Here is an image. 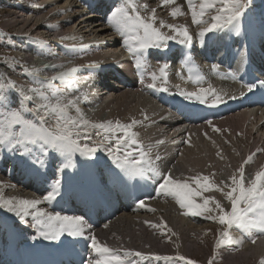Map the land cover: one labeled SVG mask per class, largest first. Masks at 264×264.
<instances>
[{
    "label": "bare ground",
    "instance_id": "1",
    "mask_svg": "<svg viewBox=\"0 0 264 264\" xmlns=\"http://www.w3.org/2000/svg\"><path fill=\"white\" fill-rule=\"evenodd\" d=\"M50 1L15 0V4L17 5L14 8L18 11L16 14L19 15L14 16L16 20L11 24L16 27L17 32L29 35V37H25L26 39H30L27 42L28 44L33 40L38 41L40 38L45 41L43 44H38L40 47H36L39 52L42 48L45 52H38V60H33L34 65L38 63V65L34 66L37 69V76H33L36 81H43L64 70V68L60 67L53 68V65L76 66L78 68V72L74 77L76 83L71 84L65 91L69 97H72V95L76 96L72 98L79 97L78 105L83 104L87 108L83 113L89 120L101 122L119 119L127 123L131 118L143 120V114H146L149 119L144 121L143 125H138L135 130L139 133L140 139L145 145H153L150 155L155 165L162 172L170 171L173 178L183 181L186 178L202 174L211 176L212 180L217 184L222 180L230 183L228 178L252 153H255L253 160L245 165L246 181L250 180V178L252 179L255 172L264 166V151H257V149H264V109H254L250 108L251 106H242L234 109L229 107L231 99L227 97H225L226 102L223 103H228L227 106L220 104L215 107H210L208 104H200L195 99L186 100L183 96L179 95V91L192 92L196 91L199 87H187L189 83L186 81V77H189V73H186L185 78H181V88L172 87L170 84L178 81V78L172 75V72L176 71L174 68H169L170 74H167L166 83L162 84L158 79L155 82L157 84L156 89L148 88L147 85L153 83L152 74L156 73L159 77L158 69L162 66L163 62V54H159L161 49H148L140 57L147 62L146 66L141 69L136 67L135 59L132 55L124 54L127 51L122 52V55H119L118 52L119 56L117 55L116 49L123 43L124 37L114 30L111 24L106 25L110 17L106 14L115 3L122 6L124 0H87L84 1L85 3L83 2V5L80 4L82 0H78L79 5L83 6V13L85 10H88L87 12L85 11V16L87 17L85 19H79L83 13L77 17L78 11L75 13L77 8L71 0L49 3ZM58 2H61V5ZM136 2L137 4L146 3L148 5V11H145L143 8L140 9L141 15L145 17L151 9H156V27H159V21L161 20L169 24L187 25L189 29L196 26L191 22V15L188 12L186 0H175V4L165 6H161L160 0H136ZM194 2L198 3V0H194ZM251 2L253 4V17L256 22L246 15H244L241 21L242 28L245 27V31L248 28L250 33L255 29L252 25H264V0H251ZM23 3L29 4V7L23 6ZM96 5H98L97 8ZM173 7H180L185 14L173 19L169 15ZM72 18L79 20L77 22L72 20L70 22ZM70 23L71 26H68ZM103 25L107 29L96 28ZM75 30L79 32L85 31V33L83 32L85 35H82L85 39L90 38L93 34H98L99 36L97 37L105 35L107 36L106 41L104 39L105 42L103 44H98L96 41L87 39L90 40V44L84 43L85 46L82 43L87 41H83V39L81 42L78 38L80 34H76ZM161 31L171 34L167 28H163ZM228 34L230 35L227 32L225 37L221 35L218 41L212 44L213 54L219 59L224 54L225 42L230 41V38L227 36ZM240 35L244 37L242 32H240ZM257 35L255 33L251 36L256 37ZM61 37L70 38L61 40ZM80 39L82 38L80 37ZM63 42L71 45L66 46ZM260 42L261 39L259 38L256 45H253L250 59L251 69L254 68L256 71L264 70V62L259 57V50L264 53V47L262 48ZM80 43L82 47H77ZM35 45L36 43L34 42L33 48H35ZM33 48L31 49L33 50ZM118 49L121 50V48ZM167 50L171 51L167 53L166 57L170 61V67L174 59L175 64H177L176 59H179V63H182L184 57H181V50L184 52V47L180 44L171 43ZM240 50H242L241 47L233 50V52L237 51L234 62H239ZM22 53L25 57L26 52ZM150 56L153 59L154 56H158L159 59L151 64L149 61ZM33 61L30 63H33ZM141 73L143 74L142 78ZM199 74L206 75L209 78L207 85L200 87L207 88L211 85L216 89L220 88L218 90H223L229 96H234L235 92H232L230 88L237 87L236 83L221 82L219 78L212 79V74L202 69H199ZM255 74L262 75L256 72ZM54 82L63 83L60 81ZM220 83L221 85H219ZM98 86L102 87V89L99 88L98 90ZM160 87H166L167 91H159ZM28 94L34 95L32 93ZM81 102L84 103L81 104ZM184 102L192 107L186 106V104H183ZM221 105L224 107L222 113L216 114V109ZM34 107V102L28 101L26 108L30 109V116H32V113L38 116L32 111ZM204 115H207L208 118H222V121L218 123L212 122L214 126L218 125L217 128L221 131L213 132L204 122ZM254 130L255 132H253ZM227 133H229V136H227ZM212 134L213 137L211 136ZM209 136L212 137V140H204L205 137L208 138ZM158 140L163 141V143L156 144ZM185 141H189V143H185ZM217 152L220 153V157H223V159L217 156ZM157 155L160 157L159 160L156 159ZM4 159L5 157L2 156L0 151V175H3L0 176V182L4 184L3 192L5 197L16 196L32 199L42 198L43 195H46L44 191H41L37 195L24 192L26 187L20 182H16L19 185L14 184L17 185V188L19 186L23 190L20 189L18 191L16 187H13L14 184L12 185L11 181L7 180L8 176L9 174L14 176L16 168L22 170L23 166L20 167L19 164L13 162V168L12 165L7 168L4 164ZM93 159H97V157H91L90 162ZM90 162L87 165L74 162L75 167H69L64 170L62 172L63 176L60 177L62 183L57 198L50 204L44 203L39 207L45 208L48 211L61 212L63 215L83 216L91 224V231L96 234L98 240L101 243H106L109 247H123L144 253L153 252L163 256V253L169 249V245L174 244L179 249H182L181 252H185L184 248L186 247L183 248L182 244H184L188 231L190 232L191 230L198 237L200 236L199 231H201V226L199 225L202 223H206L204 225H207L208 222L212 221L206 220L201 216L182 215L184 210L179 208L174 199L163 195L157 196L155 189L158 187V184L151 172H145L143 177L137 176L132 179L134 184L132 195L135 198L126 196L123 192L116 194L111 190L109 195L105 197L100 209L96 211V209H93V205L88 202V189L90 188L91 181L95 183L99 181L100 175L105 174L104 169L106 168L97 164L90 165ZM81 164L83 165L82 167ZM93 169H95V173H93ZM117 173L119 175L115 174L116 177H123L120 169ZM236 174L237 176L239 175V173ZM29 177V174L25 173L22 179L26 182V179L28 178L29 180ZM46 180L42 179L40 182L43 183ZM188 182L191 184L190 180ZM98 185V192L102 193L110 187V182L103 181L101 184L98 182ZM41 186H47V184H41ZM192 187H195V185L192 184ZM90 192L92 193L93 190H90ZM203 196H213L221 201L222 205L227 206L226 200L219 192H204ZM71 197L75 200L74 204L70 201ZM196 199L197 202H201L199 197ZM116 200H118V204H116ZM139 200H144L146 206L143 208L138 207ZM70 206L71 208H68ZM149 208L155 209V211H149ZM90 211L96 213L97 216L95 218L89 217ZM199 218L202 221L198 226H190V224L195 223V220ZM161 219L176 235L167 232V229L164 230L165 234L161 235L159 229L151 227L152 224H159ZM146 221L148 223H145ZM0 222V252L2 253H4V247L5 249L9 248L8 238H11L10 246L12 247H17L25 241H30V243H36L37 245L41 243L49 245V241H51L45 240L40 236L38 226L31 215L21 219L14 213L9 212L7 214L0 212ZM105 224L108 225L107 228L104 227ZM130 228L139 230V238L137 240L128 237L127 231ZM230 231L235 239L243 241L238 246L242 250L241 254H243L240 258L244 257L247 260L250 255L256 257V259L264 257V236L257 235L256 243L253 244L246 234L241 233L235 227ZM85 236H87V233H85ZM57 240H61V242L57 245H52L54 250L56 248L59 252L65 250L73 252L72 257L69 259L70 264H87L91 250L88 247L89 241L85 237L62 235ZM235 245L236 243L226 246V248H235ZM135 259L138 260V258ZM139 264L164 263H162V260H152L140 261Z\"/></svg>",
    "mask_w": 264,
    "mask_h": 264
},
{
    "label": "snow or ice",
    "instance_id": "2",
    "mask_svg": "<svg viewBox=\"0 0 264 264\" xmlns=\"http://www.w3.org/2000/svg\"><path fill=\"white\" fill-rule=\"evenodd\" d=\"M160 3L161 6L173 5L175 0H160ZM186 3L191 15V22L199 29L195 35L201 43L204 42L207 33L214 31L229 29L237 35L240 34L241 21L248 7V0H198V3L194 0H186ZM141 8L148 11L146 3L137 4L136 0H124V4L115 9L108 19L109 24L124 37V47L135 59L138 69L146 66L147 62L140 57L150 48H163L170 40H177L179 44L186 47L192 46L193 35L187 25L169 24L161 20L159 27H156V9H151L145 17L141 15ZM184 14L180 7H173L169 12L173 19ZM163 28L169 29L171 34L161 31ZM69 38L61 37L60 39ZM246 63V54H242L237 71H240ZM183 66L189 73V80L195 83H200L203 80L202 75L199 74V69L190 62V56L187 53L184 56ZM52 67H60L64 70L43 81L37 80L36 83L40 85V88H29L27 92L24 88H19L24 101L34 102L35 107L32 111L39 116V124L25 119L20 110L0 113V116L3 117L0 119V140L10 151L19 153L22 165L37 172L46 166V159L42 157L56 153L64 159L57 165L58 175L53 178L49 185L50 190H47V194L43 195L42 198L5 197L4 184L0 182V208L14 213L21 219L31 215L38 226L40 236L45 240H57L62 235L85 237L89 241L88 247L91 250L87 264H139L140 261L152 260H177L185 261V264H195L194 261L179 253L172 257L161 256L156 253H144L123 247H109L106 243H101L98 240L96 234L91 231V224L83 216L63 215L61 212L48 211L39 207L44 203L50 204L57 198L62 183L59 174L66 168L75 167L73 157L76 154L90 159L98 151H106L112 162L120 169V173L128 179L137 176L143 177L145 172H151L157 180L158 187L155 189L157 196L163 195L174 199L179 208L184 210L182 215L201 216L224 226L223 231L217 233L214 256L216 251L222 247L243 242L231 235L230 230L233 227L246 234L253 244L256 243L257 235L264 236V166L255 172L252 179L247 181L245 179V165L253 160L255 153L250 154L228 178L230 183L222 180L217 184L211 176L202 174L186 178L183 181L173 178L170 171L162 172L155 165L150 155L153 145H145L135 130L138 125H143L144 121L149 119L146 114H143V120L131 118L127 123L119 119L101 122L91 121L78 106L79 97L69 99L67 98L68 93L65 91L66 87L76 83L74 77L78 68L76 66L65 67L64 65H53ZM166 68L167 65L159 67V77L156 73L152 74L153 83L148 84V88L156 89L157 84L155 82L158 79L162 84L167 82ZM217 68V65H212L213 71H216ZM24 72L26 74L36 73L37 69L25 68ZM227 75L231 76L233 80L237 79L235 73H228ZM142 77L143 74L141 73ZM53 81L63 82L65 88L56 87ZM259 85L264 87V80H260ZM256 86L255 83L243 85L248 92H252ZM11 87L15 88L16 85L12 84ZM159 91H167V88L160 87ZM179 95L186 100L195 99L200 104H208L210 107L225 103V97L228 99L236 98L211 85L207 88L199 87L192 92L180 90ZM241 95H244V92H241ZM21 108H23V104ZM73 113L75 114L73 115ZM49 120L52 123L45 127ZM206 124L214 132L221 131L213 125L211 120H207ZM14 126H19V132L15 131ZM93 134L98 138L95 141H93ZM81 137H83V142H81ZM89 141L92 142L89 143ZM161 143L163 141H156V144ZM185 143H189V141H185ZM29 145L35 146V149ZM34 150L38 151L40 155L34 157L32 155ZM257 151H264V149H257ZM217 156L220 157L219 152H217ZM220 158L223 159V157ZM156 159L159 160L160 157L157 155ZM236 173L239 175L237 176ZM189 180L191 184L188 182ZM192 184L195 187H192ZM212 191L221 193L224 199L230 203V208H226L221 201L213 196L205 197L202 195L204 192ZM197 197L200 198L201 202H197ZM145 206V201L139 200L138 207L143 208ZM149 211H155V209L149 208ZM104 227L107 228L108 225L105 224ZM151 227L159 229L161 235L165 234V229L172 235H176L171 228L167 227L163 219L159 224H152ZM208 264H214V258H210ZM259 264H264V257H261Z\"/></svg>",
    "mask_w": 264,
    "mask_h": 264
},
{
    "label": "rangeland",
    "instance_id": "3",
    "mask_svg": "<svg viewBox=\"0 0 264 264\" xmlns=\"http://www.w3.org/2000/svg\"><path fill=\"white\" fill-rule=\"evenodd\" d=\"M54 1H63V0H51L49 3H52ZM82 1H87V0H82ZM64 2H66V0H64ZM71 2H73L75 4V7L77 8L75 13H77V11H78L77 17H79L78 15H81L83 13V6H81V5H83V2L80 3L81 5H79L78 0H71ZM15 3H16L15 0H0V101H2V103H0V113H4L6 111H11V110H20L22 116L25 119L31 120L33 123L39 124L40 121H39L38 116H36L33 113H32V116H30L31 111L29 108H26V106L28 105V101L23 100V98L20 95L19 88H24L25 91L28 90L29 88H33V87L40 88V85L38 83L36 84V80L33 77V76H37V74L36 73H27L26 74L24 72L25 68L32 69L33 66H31L29 64V61H27V59H24V55L22 52H28L29 50L31 51L32 50L31 48L34 47V42L36 43V45H35V48H36L37 46L40 47L39 45L43 44L45 41L40 38V39H38V41L33 40L30 44H28L27 42L30 39H26L25 37H29V35H26V34L21 33V32H17L18 30L16 29V27H14V25L11 24V23H14L16 20V18L14 19V16L19 15V14L18 15L16 14L18 11L14 8V7H16L15 5H17ZM58 3H59V5H61V2H58ZM116 5H117V7H116ZM18 6H20V5L18 4ZM23 6L29 7V4L23 3ZM86 6H87V3H86ZM97 7H98V5H96V8ZM119 7H121V5H118V3H115V5L112 6L110 11L106 15L111 16L113 11ZM252 8H253V4H252L251 0H248V7L246 9L245 15L256 22V20L253 17ZM85 11L87 12L88 10H85ZM85 11L81 15L82 18L80 17L79 19L87 18L85 16L86 15ZM76 18L75 19L72 18L70 20V22L72 20H74V22H77L79 19H76ZM107 24H109L108 21H107L106 25ZM68 26H71V23ZM5 28L6 29L8 28L7 29L8 31ZM96 28L97 29H99V28L100 29L101 28L107 29V27H105L104 25L100 26V27H96ZM85 30H87V29H85ZM198 30L199 29L197 26L189 29L190 33L193 35V44L191 47H186V51H187L186 53L189 54V56H190V62H194L196 60L198 64H202L204 62L203 58L206 57V55L203 54V52H202L203 46L205 43H207V40H208L210 34H213V36H212V38H210L209 42H211L212 39H217L221 35H226V33L229 31V29H223V30L207 33L203 43H201L195 35ZM75 31H76V34H78V35L80 34L78 36V38H79V40H81V42L83 39H84L83 41H87V42H83L82 44H84V43L90 44V40L96 41V42H98V44H103L106 41L107 36H105V35L101 36V37H103V38H101V37H97V36H99L98 34L95 35L92 33L93 35H91L90 38L88 37L85 39L84 36H82V35H85L84 34L85 31H83L84 33L79 32L78 30H75ZM94 36H96V37H94ZM236 36L241 37L240 34L237 35L234 32L233 37L235 38ZM20 37H22V38H20ZM70 37H71V35H70ZM80 37L82 39H80ZM85 37H87V36H85ZM87 39H90V40H87ZM104 39H105V41H104ZM41 42H43V43H41ZM171 43L179 44L177 40H170L167 42L165 47L160 48L161 51L159 52V54H163V62L161 65H167L166 70H167L168 75L170 74L169 68H175V69H177V72L180 73V67H181L180 64L179 65L175 64L173 62V60L171 62V67H170V61L166 58L167 53H168L167 47L169 48V45ZM63 44L66 46L71 45V44H68L66 42H63ZM82 44L81 43H80V45L78 44L77 47L78 46L82 47ZM205 47H207V44ZM239 47H242V41H238L237 43H235L234 47L232 46L230 48V51L237 50ZM35 48H33V49H35ZM118 48H121V50ZM124 51H127V50L124 47V41H123V43L117 47L116 52H117V55H118V52H119V55H122L121 53ZM239 52H242V50H240ZM124 54L128 55L129 53L126 52ZM37 56H38L37 53H33V57L35 59L38 58ZM158 59H159L158 56H154V59L151 56L149 57V61L151 62V64L155 63ZM33 63H34V61H33ZM35 65H38V63H36ZM212 65L220 66L221 62L214 59L212 61ZM237 68H238V64H237V62H234L233 67L231 69H229V71L234 73L235 69H237ZM222 70L225 71L226 68H224ZM219 80L221 81V79H219ZM226 80L232 81L231 78H228V77H226ZM222 82H223V80H222ZM12 84H15L16 87L15 88L11 87ZM53 84L56 87L65 88L64 83H58V82L53 81ZM170 85L179 86L177 88H181V82H179V80L177 82H172ZM200 86H204V85H196L195 87H192V88H198ZM67 88L68 87H66L65 90ZM99 88L102 89V87L98 86L97 89L99 90ZM73 96L74 95H72V97ZM72 97H69V98L75 99ZM74 97H76V96H74ZM82 103H84V102H81V104ZM22 104H23V108H21ZM78 106L80 108L82 107V109H81L82 111L87 110V108L83 104L78 105ZM74 114L75 113H73V115ZM2 118L3 117L0 116V119H2ZM218 122L219 121H213V123H218ZM51 123H52V121L49 120V123L45 124V127L50 126ZM217 126L218 125H215V127H217ZM14 129L17 132H19V130H20L19 126H14ZM211 130H212V128H211ZM253 132H255V130ZM259 135H261V134H259ZM211 136L213 137V134ZM211 136H209L208 138L205 137L204 140H206V139L212 140ZM227 136H229V133H227ZM96 139H98V138L95 137V135L93 134V141H95ZM81 142H83V137H81ZM91 142L92 141H89V143H91ZM0 147H2L0 149V151H1L2 156L5 157L4 161L7 163H5L4 161L3 162L7 168L11 164H13V162H16L17 164H19L20 167L23 166L22 170L16 168L17 171L19 170V172H20L19 176L12 178V174H9L7 180L11 181L12 185L14 183L17 184L16 182H20V183L24 184V186L26 187L24 192H29L30 194L37 195V194L41 193V191H44V193L47 194V190H50L49 185H50L51 181L53 180V178H55L58 175L57 171H56V169H57L56 165H58L60 163V161L63 160L64 158L58 156V154H56V153H51L47 157H42V158L46 159V166H45V168L41 169L40 172H37V171L31 170V169H28L24 165H22L20 163L21 157H20L19 153L10 151L9 148L5 146V144L2 140H0ZM29 147H33L35 149V146L29 145ZM32 155L34 157H36V156H39L40 153L38 151L34 150ZM94 156L97 157V159H93L90 162V159L81 157L78 154V155H75V157H73V162L82 163L84 165H87L90 162V165L97 164V165H100V166L106 168V169H104V173L106 175L105 174L100 175L99 181H98L99 184H101V182H103V181H109L108 179L112 178V175L113 176H115V174L118 175L117 172L119 169L116 167V165L109 158L106 151H98ZM82 164H81V167L83 166ZM50 169H51V171H50ZM66 169H64V170H66ZM92 171H93V173H95V169H93ZM25 173L29 174V176H30L29 180H28V178L26 179V182H24L25 180H23L21 178L25 175ZM16 175H18V173ZM0 176H3V175H0ZM61 176H63V173L59 174V178ZM115 178L117 180L113 179L110 184L115 183L116 185L111 187L110 190H107V191L102 192V193L98 192L99 191L98 182L93 183L92 187H91V190H93V192H92L93 194L91 192H90V194L93 197H95L97 195V193H99V195L100 194L101 195H100V197H98V199L104 200L105 197L107 195H109L111 190L113 192H115L116 194H118L119 190H123V189L131 186V182H130L131 179H128L124 176L122 178H118V176L117 177L115 176ZM42 179H47V180L42 183V182H40ZM15 184L13 185V187L17 188V185H19V184H17V185H15ZM41 184H43V185L47 184V186L42 187ZM95 188L98 190H96ZM20 189L23 190V188H21V187L19 188V186H18L17 190L20 191ZM94 189L96 190V193H95ZM202 195H203V193H202ZM226 202H227L226 208H230V206H231L230 203L227 200H226ZM0 212L1 213H7V214L9 213L6 209H3V208H0ZM201 221L202 220L200 218L198 220L196 219L195 223L190 224V226H192V227L198 226L201 223ZM204 224H206V223H202L201 225H199V226H201V231H199L200 236H198V237L195 236L191 230H190V232L188 231L187 236L184 239V244H182L183 248L186 247V248H184L185 252H181L182 249H179L174 244H170L169 249L166 250L167 252L165 251L163 253V256L175 257L176 254L179 253L180 255L185 256L186 258L194 261L195 264H208V261L210 258H214V264H258L259 263L260 259H256V257H254L252 255H250L247 260H245L244 257L240 258V256H242L243 254H241L242 250L238 247V246H240L239 244H236L235 248L232 247L231 249L226 248V247H222L221 249L216 251V254L214 256V245H215V242L217 239V233L220 231H223L224 226L219 225L218 223H216L214 221L208 222L207 225H204ZM127 235H128V237H132L134 240H137L139 238V230L134 229V228H130L127 231ZM188 236H190V237H188ZM54 242L59 243L60 241L55 240ZM232 244H234V243H232ZM230 245H228V246H230ZM150 253H153V252H150ZM225 255H227V256L225 257ZM162 263H164V264H185V261H177V260L165 261V260H162Z\"/></svg>",
    "mask_w": 264,
    "mask_h": 264
}]
</instances>
